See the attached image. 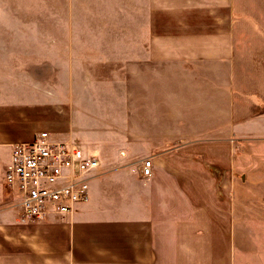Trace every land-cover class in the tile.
<instances>
[{"label":"crops","instance_id":"obj_1","mask_svg":"<svg viewBox=\"0 0 264 264\" xmlns=\"http://www.w3.org/2000/svg\"><path fill=\"white\" fill-rule=\"evenodd\" d=\"M261 72L264 0H0V264H264ZM42 131L101 168L27 222L5 175Z\"/></svg>","mask_w":264,"mask_h":264},{"label":"built area","instance_id":"obj_2","mask_svg":"<svg viewBox=\"0 0 264 264\" xmlns=\"http://www.w3.org/2000/svg\"><path fill=\"white\" fill-rule=\"evenodd\" d=\"M101 168L96 157L73 142L56 141L46 131L12 146L5 185L17 201L21 219L46 221L75 214L90 197V179ZM139 174L149 179L152 161L140 165Z\"/></svg>","mask_w":264,"mask_h":264},{"label":"rangeland","instance_id":"obj_3","mask_svg":"<svg viewBox=\"0 0 264 264\" xmlns=\"http://www.w3.org/2000/svg\"><path fill=\"white\" fill-rule=\"evenodd\" d=\"M242 75V74H240ZM261 81L259 83H251L252 84V88H261V92L264 93V78H263V73L261 72ZM243 79L242 80H237V86L239 87V89H242L243 85ZM240 92V91H238ZM251 126H254L255 128H253L254 130L252 132H257L259 131L261 133L260 135V138L259 137H250V138H247L248 141H252V140H255V139H260L261 141H263L260 145H257L256 147H253L254 145H247V144H237L236 145V152H241V153H244V152H252L254 151V149H257V151H260L262 153H264V137H261L263 134H264V125L262 126L260 124V126L258 127L257 125V122L252 124L251 123ZM254 148V149H253ZM261 168L262 170H264V163L261 164Z\"/></svg>","mask_w":264,"mask_h":264}]
</instances>
